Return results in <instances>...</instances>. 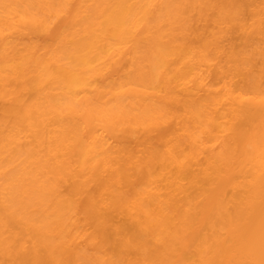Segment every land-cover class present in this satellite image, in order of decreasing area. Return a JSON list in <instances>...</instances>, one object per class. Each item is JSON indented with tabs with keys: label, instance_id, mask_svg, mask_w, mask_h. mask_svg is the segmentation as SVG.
<instances>
[{
	"label": "bare ground",
	"instance_id": "6f19581e",
	"mask_svg": "<svg viewBox=\"0 0 264 264\" xmlns=\"http://www.w3.org/2000/svg\"><path fill=\"white\" fill-rule=\"evenodd\" d=\"M29 1L0 0L1 50L14 54L34 50L23 30L39 23L47 28L53 44L63 42L64 27L79 23L87 2L58 0L53 11L58 20L49 27L48 19L20 10ZM37 1L47 5V0ZM203 1L235 16L229 19H235L237 27L227 51L226 76L211 86L205 77L209 65L195 67L182 72L178 84L163 97L129 84L121 89L109 85V79L133 62L132 44L147 32L149 49H162V56L170 55L195 29L196 9ZM116 2L96 13L105 29L95 22L78 35L72 55L76 69L66 82L58 81L62 91L57 97L44 91L26 94L29 72L14 79L0 70V155L27 140L26 158L16 173H6L0 162V264H74L77 240L83 234H69L65 242L50 246L40 238L41 227L22 211L26 203L34 205L44 199L36 195L37 188L49 194L60 183L73 181L70 194L79 204L84 191L74 179L82 154L90 157L84 174H100L109 168V130L123 132L126 124L145 132L157 129L163 122L162 109L169 102L187 101L200 94L204 95L208 117L221 118L225 124L234 120L237 137L232 145L215 152L220 135L197 136L187 124L191 117L186 112L177 123V130L186 137L185 160L180 150L171 148L172 135L159 134V140L171 169L183 178L193 177L192 192L183 202L175 198V182L168 183L162 192L160 179H149L143 193L114 211H105L104 195L118 181V173L113 172L93 195L85 193V220H100L89 243L100 246L105 236L121 241L113 223L118 214L136 224L133 227L138 230L151 226L139 203L150 196L159 207L166 200L174 203L170 232L156 255L159 264H264V0ZM108 33L110 39L102 38ZM43 53L51 65L60 61L52 49ZM136 70L140 80L147 78L142 66ZM247 77L253 82H243ZM129 160L127 157L125 164ZM187 165L196 167V183L195 168L192 172ZM10 187H14V194ZM123 250L135 254L129 245L124 244ZM142 260L130 256L126 264Z\"/></svg>",
	"mask_w": 264,
	"mask_h": 264
},
{
	"label": "rangeland",
	"instance_id": "374dc122",
	"mask_svg": "<svg viewBox=\"0 0 264 264\" xmlns=\"http://www.w3.org/2000/svg\"><path fill=\"white\" fill-rule=\"evenodd\" d=\"M116 4V0H87L79 23L64 27L66 37L61 43L51 42L47 36V28L42 23L24 29L23 37L25 40L29 39L35 49L28 53L17 52L16 54L0 49V70L14 79L29 72V78L26 80V94L44 91L57 97L62 91L58 81L66 82L76 69L72 55L78 35L84 33V28L95 26V22H98L99 28L105 29L106 24H101L96 19V13L103 7L110 9ZM57 7L58 0H47V5L37 0H30L24 7L19 8L33 13L41 20L48 19L49 27H52L58 20V17L53 16V11ZM155 10L158 15L162 14L161 10ZM230 17L235 18L233 13L219 11L215 7H209L203 1L196 9L195 29L168 56H162V49L150 50L148 39L150 33H144L145 35L139 41L132 44L133 62L125 65L119 73L109 79V85L115 89H121L129 84L142 88L155 97H163L170 87L178 84L182 72L209 65L205 73L207 75L204 74V76L207 77V84L212 86L219 77L226 76L227 51L233 44L237 27L236 20H229ZM223 18L226 19L221 22ZM102 38L110 39V33L103 34ZM51 49L60 57V61L55 65L48 63L43 53ZM147 56L148 60L145 59ZM255 58L259 60V57ZM197 64L200 65L197 66ZM138 65L143 67V73L147 75L145 80H140L141 77L137 76ZM251 76H254V71L251 72ZM243 82L250 83L253 80L247 77ZM203 98L204 95L200 94L187 101L169 102L162 109L163 122L157 129L145 132L141 127L126 124L123 126V132L109 130L111 147L109 168L107 167L96 176L85 175L84 169L89 164L90 157L82 154L79 159L74 179L83 186L84 193L79 199V204L72 200L70 194L73 181L60 183L56 191L49 194L37 188L36 195L44 199L34 205L26 203L22 211L41 227L40 238L50 246H55L65 242L69 234L82 233L83 236L77 240L79 248L74 255V264H126L130 256L137 260L143 258L139 264H159L156 255L170 232L173 202L166 200L165 204L159 207L153 203L152 197H144L139 201L140 208L143 217L150 218L152 225L140 226L141 229L138 230L133 227L136 224L118 214L114 217L113 223L120 232L121 241L116 239L113 241V238L105 236L101 239L100 246H95L89 243V237L100 220H85L82 212L85 193L93 195L103 180H108L113 172H117L118 181L104 195L103 209L105 211H114L117 206L126 204L136 194L143 193L149 179H160L158 182L161 181L162 192L165 191L168 183L175 182L177 184L175 198L184 202L193 190L194 179L193 177L183 178L180 172L171 169L163 142L159 140V134L168 133L167 135L173 136L171 148L180 150L184 160L188 151L186 137L177 130V123L181 122L186 112L191 117L187 124L197 136L203 139L208 135H220L215 152H222L226 147L231 146L237 137L234 120L225 124L221 118L208 117L204 110ZM1 113L2 104L0 103V117ZM26 149L27 140L24 139L11 152L0 155V162L6 173H16L17 168L26 158ZM127 157H130V160L125 164ZM185 168H191L192 172L195 168L196 183V167L187 165ZM9 191L14 194V187H10ZM124 244L129 245L135 254L125 253Z\"/></svg>",
	"mask_w": 264,
	"mask_h": 264
}]
</instances>
